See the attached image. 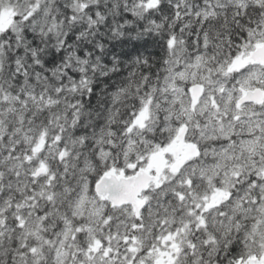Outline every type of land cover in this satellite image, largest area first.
<instances>
[{
    "label": "snow or ice",
    "instance_id": "obj_1",
    "mask_svg": "<svg viewBox=\"0 0 264 264\" xmlns=\"http://www.w3.org/2000/svg\"><path fill=\"white\" fill-rule=\"evenodd\" d=\"M0 264H264V0H0Z\"/></svg>",
    "mask_w": 264,
    "mask_h": 264
}]
</instances>
